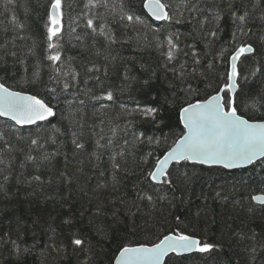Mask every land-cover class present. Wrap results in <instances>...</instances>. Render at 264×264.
<instances>
[{
    "label": "snow or ice",
    "instance_id": "obj_1",
    "mask_svg": "<svg viewBox=\"0 0 264 264\" xmlns=\"http://www.w3.org/2000/svg\"><path fill=\"white\" fill-rule=\"evenodd\" d=\"M24 11L0 21V264H264V0Z\"/></svg>",
    "mask_w": 264,
    "mask_h": 264
},
{
    "label": "trees",
    "instance_id": "obj_2",
    "mask_svg": "<svg viewBox=\"0 0 264 264\" xmlns=\"http://www.w3.org/2000/svg\"><path fill=\"white\" fill-rule=\"evenodd\" d=\"M133 2L137 6L140 5V0H133ZM29 3L35 4V0H17L16 6L14 8H13V6H9V10L6 12L4 10V7H3V0H0V21L10 20L13 12L18 16L19 19L23 20L24 15H25L24 5L29 4ZM41 3L46 4L47 0H41ZM8 35L10 36L11 32H9ZM227 35H228V32L226 31L225 36H227ZM18 43H20V42H18ZM228 54L229 53H225V59H227ZM241 67H243L245 69V74L247 75L248 74L247 69H248L249 65H242ZM218 68H221V66L219 64H218ZM221 70H223V69L221 68ZM257 76H259V74H257ZM45 79H47V76H45ZM254 79L255 78L250 79L249 83H252V80H254ZM10 83H12V82H10ZM91 83L92 82L90 81L89 84H91ZM241 83H244V81H241ZM81 87H84V85L81 84ZM27 90L30 92H35L36 94H39V95L45 94L44 90L40 87H35V88L29 87ZM202 96H203V94L200 97H193V102H195L196 99L202 98ZM102 103L110 104L111 102L103 101ZM135 103H136V99L134 97H129L128 94H118L116 97V105L105 110L107 113L103 117L104 120L106 121V124L104 126L105 132H108V128L111 126L112 120H115L116 123H122L123 122L120 118V115H118V114H120V108H119L120 104H124L130 108V107H133L135 105ZM91 104H92V101H89V108L87 109L88 123L96 124V123H98L99 118L96 116H93L94 109L91 107ZM98 106L99 105H97V107ZM254 115H256L257 117H260V118H264V113H261V112H256V113H254ZM172 123L175 126V118H173ZM64 126L65 127L67 126V121L64 122ZM97 131H99V128H97ZM167 131H168V129H165V132H167ZM70 147H71V145L69 143L68 148H70ZM165 147H167V145H165ZM159 151H163V149H160ZM60 166L61 167L63 166L62 158L60 161ZM237 174H239V173H237ZM244 175H246V176L251 175L254 180L259 181L262 177H264V170H262L261 167L251 166L249 168V171L245 172ZM254 194H261V193L255 192Z\"/></svg>",
    "mask_w": 264,
    "mask_h": 264
},
{
    "label": "water",
    "instance_id": "obj_3",
    "mask_svg": "<svg viewBox=\"0 0 264 264\" xmlns=\"http://www.w3.org/2000/svg\"><path fill=\"white\" fill-rule=\"evenodd\" d=\"M251 167V166H250Z\"/></svg>",
    "mask_w": 264,
    "mask_h": 264
}]
</instances>
